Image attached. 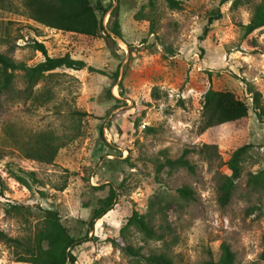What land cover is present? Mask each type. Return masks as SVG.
<instances>
[{"label": "rangeland", "instance_id": "1", "mask_svg": "<svg viewBox=\"0 0 264 264\" xmlns=\"http://www.w3.org/2000/svg\"><path fill=\"white\" fill-rule=\"evenodd\" d=\"M6 1L11 7H0V51L33 64L44 58L31 46L37 39L47 54L67 52L86 65L57 67L31 88L15 69L12 87L0 95V230L34 241L41 208L52 207L82 236L67 264H129L109 239L132 210L146 212L150 196L163 192L173 198L165 240L176 241H144L131 230L130 239L144 251L167 248L173 264H201L217 259L225 241L237 264H264V190L247 183L249 172L264 167V113L257 114L249 91L259 90L264 105V25L249 33L243 27L260 0H178L177 7L167 0H100L108 6L102 22L109 35L97 36L49 27L26 14L23 0ZM213 12L220 16L209 23ZM115 18L120 36L110 29ZM209 86L233 91L247 114L200 131ZM45 134L59 145L53 160L25 156ZM203 143L216 147L189 153L194 172L156 171L159 160ZM243 143L251 145L241 174L221 205L219 174L231 172L226 161ZM10 167L32 169L39 181L28 188ZM109 184L116 202L88 229ZM182 184L194 189L193 199L177 196ZM0 264L32 263L17 260L15 245L0 238Z\"/></svg>", "mask_w": 264, "mask_h": 264}, {"label": "trees", "instance_id": "2", "mask_svg": "<svg viewBox=\"0 0 264 264\" xmlns=\"http://www.w3.org/2000/svg\"><path fill=\"white\" fill-rule=\"evenodd\" d=\"M171 7L179 5L178 0H167ZM242 0H233L239 3ZM6 0H0V7H11ZM26 14L36 21L49 27L57 29L75 31L83 34L97 36L102 31L106 35L102 18L107 12L108 6L98 0L95 4L90 0H23ZM117 7L111 10V15H116ZM100 12V16L98 15ZM220 16V12H213L208 17V22H212ZM264 25V0L256 2L248 22L243 24L245 33H249L255 28ZM116 35H121L118 19L113 20L110 28ZM34 49L41 51L44 58L33 64H27L22 60H15L8 53L0 51V95L12 87L14 70H23V77L26 87L31 88L42 77L51 73L57 67H71L75 69L83 68L86 62L82 58L72 57L69 53L62 55H49L45 44L37 39L31 41ZM252 92V103L257 114L264 113V105L261 102V93L257 89L249 87ZM248 105L237 97L229 89H217L209 86L203 93L201 123L199 130L203 131L207 127L225 121H232L247 114ZM150 129V126H147ZM251 143H243L237 146L226 163L230 168V173H220L217 185V198L221 205L229 202L233 190L236 186V179L242 171V161ZM58 144L52 140L50 135H42L30 148L26 150L25 156L36 158L45 162H51L57 152ZM214 144L203 143L199 148L185 146L176 157L166 156L164 160H159L156 164V171H161L164 167L168 172L184 167L190 172H194L195 164L190 160L189 153L193 151H205L214 148ZM11 175L21 184L31 188V185L39 179L32 169L21 167H10ZM247 183L253 187L264 190V167L249 172ZM194 189L182 184L177 187V196L183 200L194 198ZM117 192L112 184H109L106 195L97 200V205L91 210L90 217L86 221L88 229H91L96 219L104 215L116 202ZM173 198L163 192L153 193L148 200L146 212H139L134 209L127 216L126 221L120 226L118 236L109 240L112 245L119 248L129 257V264H173L174 260L167 248L161 250L150 249L144 251V245L134 243L129 237L131 230L140 234L141 240H164L165 245L176 241L175 236L165 240L168 233H171V226L167 220V210ZM43 215L41 225L34 235V241L10 236L0 230V238L6 242L13 243L16 247V259L28 261L32 264H67L75 260L72 247L82 240V236L73 235L68 227L62 222L57 209L52 207L41 208ZM263 248L260 257L264 259V233L262 234ZM201 264H237L235 252L230 245L222 241L220 243V253L217 259H206Z\"/></svg>", "mask_w": 264, "mask_h": 264}]
</instances>
